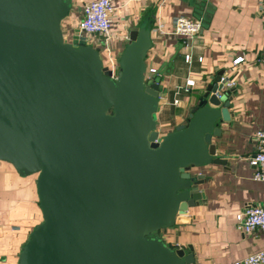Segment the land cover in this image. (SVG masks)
I'll return each mask as SVG.
<instances>
[{"label":"water","instance_id":"water-1","mask_svg":"<svg viewBox=\"0 0 264 264\" xmlns=\"http://www.w3.org/2000/svg\"><path fill=\"white\" fill-rule=\"evenodd\" d=\"M71 10V0H0V163L38 176L43 217L20 264H194L158 233L191 223L205 180L193 169L228 165L213 140L232 121L234 90L219 72L186 124L161 135L148 23L130 31L115 81L85 37L68 41Z\"/></svg>","mask_w":264,"mask_h":264},{"label":"crops","instance_id":"crops-1","mask_svg":"<svg viewBox=\"0 0 264 264\" xmlns=\"http://www.w3.org/2000/svg\"><path fill=\"white\" fill-rule=\"evenodd\" d=\"M90 1L71 0L64 34L76 30ZM113 5V47L119 57L133 28L145 22L151 28L153 47L146 62L159 71L162 81L157 120L161 135L186 124L199 96L219 72L235 84L226 88L234 90L230 108L234 116L230 123L221 124L222 135L213 140L228 165L192 170L205 176L199 186L203 199L189 209V225L164 229L159 236L172 248L194 254V264H233L263 250L264 232L246 234L236 215L264 204V183L253 180L255 170L249 163L257 150L256 133L264 129V65L258 62L264 54V0H113ZM180 16L204 21L190 47L170 33ZM239 57L244 62L237 66L234 60ZM188 78L196 86L185 91ZM175 98L181 101L179 106L173 105ZM37 178L0 163V264H20L23 247L43 221Z\"/></svg>","mask_w":264,"mask_h":264},{"label":"built area","instance_id":"built-area-1","mask_svg":"<svg viewBox=\"0 0 264 264\" xmlns=\"http://www.w3.org/2000/svg\"><path fill=\"white\" fill-rule=\"evenodd\" d=\"M115 11L113 0H92L86 3L82 9V19L79 21L76 30L71 34H65L68 41L71 42L74 35L85 37L88 46L96 48L102 57L103 67L107 69L113 80H117L120 71V57L113 47L115 36L113 35V13ZM203 30L202 19H190L180 16L173 21L171 34L182 38L186 47H190L192 41ZM125 39H129L125 37ZM201 60V59H200ZM186 62L190 64L192 58L190 55L186 56ZM244 62L243 57L234 60L235 65H240ZM258 62L264 65V54L258 59ZM159 75L156 68L148 67L146 79L147 81H154L155 77ZM196 86V81L188 78L186 81V89ZM234 83H228V89L233 88ZM182 88L177 90L176 95L179 96ZM179 98L173 100V105H180ZM256 140L258 141L256 153L250 158L249 163L254 168L253 180L264 183V129L258 130L256 133ZM237 222L241 225L246 234H253L256 231L264 232V204L251 206L245 211L236 215ZM233 264H264V249L248 256L242 260L235 261Z\"/></svg>","mask_w":264,"mask_h":264},{"label":"rangeland","instance_id":"rangeland-1","mask_svg":"<svg viewBox=\"0 0 264 264\" xmlns=\"http://www.w3.org/2000/svg\"><path fill=\"white\" fill-rule=\"evenodd\" d=\"M157 120H158V114H157Z\"/></svg>","mask_w":264,"mask_h":264},{"label":"trees","instance_id":"trees-1","mask_svg":"<svg viewBox=\"0 0 264 264\" xmlns=\"http://www.w3.org/2000/svg\"><path fill=\"white\" fill-rule=\"evenodd\" d=\"M159 233H160V232H159ZM159 233H158V234H159Z\"/></svg>","mask_w":264,"mask_h":264}]
</instances>
